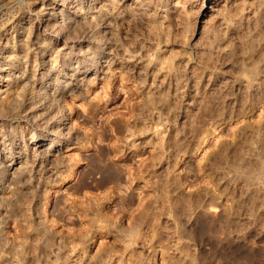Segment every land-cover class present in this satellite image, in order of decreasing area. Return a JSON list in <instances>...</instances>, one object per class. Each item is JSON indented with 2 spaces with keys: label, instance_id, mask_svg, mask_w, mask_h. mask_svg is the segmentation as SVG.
<instances>
[{
  "label": "rangeland",
  "instance_id": "374dc122",
  "mask_svg": "<svg viewBox=\"0 0 264 264\" xmlns=\"http://www.w3.org/2000/svg\"><path fill=\"white\" fill-rule=\"evenodd\" d=\"M0 264H264V0H0Z\"/></svg>",
  "mask_w": 264,
  "mask_h": 264
},
{
  "label": "bare ground",
  "instance_id": "6f19581e",
  "mask_svg": "<svg viewBox=\"0 0 264 264\" xmlns=\"http://www.w3.org/2000/svg\"><path fill=\"white\" fill-rule=\"evenodd\" d=\"M52 59V58H51ZM51 61V60H50ZM11 75V74H10ZM7 80V79H6ZM33 85V84H32ZM39 86H40V84H39ZM34 90V89H33ZM44 96V95H43ZM47 96V95H46ZM2 98V97H1ZM94 162V161H93ZM7 163V162H6ZM97 163V162H96ZM94 165H96V164H94ZM4 166V165H3ZM98 166V165H97ZM97 166H95V167H97ZM107 167V166H106ZM113 171H114V173H115V170L113 169Z\"/></svg>",
  "mask_w": 264,
  "mask_h": 264
}]
</instances>
